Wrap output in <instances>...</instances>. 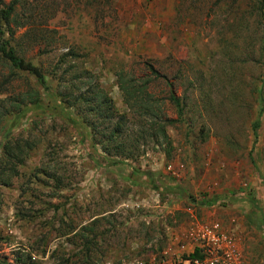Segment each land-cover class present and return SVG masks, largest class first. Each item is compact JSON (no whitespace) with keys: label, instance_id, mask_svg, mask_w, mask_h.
I'll return each mask as SVG.
<instances>
[{"label":"rangeland","instance_id":"obj_1","mask_svg":"<svg viewBox=\"0 0 264 264\" xmlns=\"http://www.w3.org/2000/svg\"><path fill=\"white\" fill-rule=\"evenodd\" d=\"M259 3L19 0L0 19L45 76L0 54V264H188L213 221L264 264Z\"/></svg>","mask_w":264,"mask_h":264},{"label":"built area","instance_id":"obj_2","mask_svg":"<svg viewBox=\"0 0 264 264\" xmlns=\"http://www.w3.org/2000/svg\"><path fill=\"white\" fill-rule=\"evenodd\" d=\"M196 241V249L203 255L194 259L188 258V264H243L242 255L237 247L236 239L219 221L191 233ZM167 260H160L156 264H170Z\"/></svg>","mask_w":264,"mask_h":264},{"label":"trees","instance_id":"obj_3","mask_svg":"<svg viewBox=\"0 0 264 264\" xmlns=\"http://www.w3.org/2000/svg\"><path fill=\"white\" fill-rule=\"evenodd\" d=\"M19 0H11L9 3H6L5 0H0V19L5 21L6 23H10L13 14L15 13V9L16 6L18 4ZM259 4L260 6L258 7V11L262 12L263 11V6H264V0H259ZM28 5V6H27ZM30 8L28 2L26 3V6H24V9L26 8ZM23 25V24H22ZM9 33L13 34V31L9 29ZM263 49H264V45H263ZM0 54L1 56L10 63V65L20 71H26L29 72L30 74H32L40 83H44L45 84V76L43 74V72L41 71V68L37 65H35L34 63H32L31 61H27L25 60V58L21 57L18 55L15 47L13 45H11L10 40L8 38H5L3 36H0ZM174 98V97H172ZM36 101H39L38 99H36ZM173 121L172 120H168L166 122V124H171ZM259 120L256 122L255 127L257 128L259 126ZM104 148H107L106 146H104ZM4 154L8 159L11 160L14 157V153L12 151V148L10 145H5V149H4ZM112 163H115L112 162ZM5 168H7L6 166H4ZM9 168V165H8ZM9 170V169H8ZM17 173L18 171H16V169L13 171V173ZM183 194H185V192H183ZM189 197H191V195H188ZM193 200H195L193 198ZM252 204L254 207H258L257 205V201L256 199H252ZM217 202L216 197L214 198H207V195L203 196L202 199L200 200V203L203 206H211L213 204H215ZM197 257H201L200 253L197 249L194 250V252L189 256L190 259H194ZM31 258V257H30ZM18 261L23 260L22 256L17 257Z\"/></svg>","mask_w":264,"mask_h":264}]
</instances>
